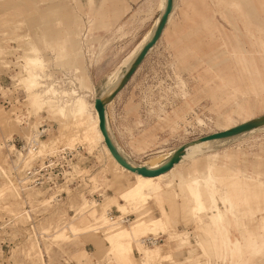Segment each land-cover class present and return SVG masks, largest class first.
<instances>
[{"label": "rangeland", "instance_id": "rangeland-1", "mask_svg": "<svg viewBox=\"0 0 264 264\" xmlns=\"http://www.w3.org/2000/svg\"><path fill=\"white\" fill-rule=\"evenodd\" d=\"M158 5L159 0H0V264H119L120 255L107 250L103 227L78 236L69 232L92 225L94 213L100 225L129 218L124 228L140 217L162 219L152 233L127 235L131 245L120 240L130 246V258L134 249L141 255L131 264H264V130L205 148L155 181L150 199L160 210L166 201L171 212L183 211L185 229L168 225L163 210L155 217L148 205L134 210L120 203L119 193L134 177L83 136L80 124H91L93 97L101 96L106 77L150 32ZM171 14L156 48L106 110L117 146L135 166L160 163L182 145L264 116V0H173ZM59 35L66 39L59 41ZM94 44L96 50L88 51ZM121 45L124 51L110 61L96 95L92 90L87 97L79 88L85 68L97 70L103 55L110 48L120 53ZM64 48L73 49V60L64 58ZM52 59L55 68L76 67L69 85L58 84L62 77L48 71ZM47 90H78L81 100L51 111L38 102ZM42 120L51 132L31 156L27 143ZM72 135L74 142H65ZM64 150L71 156L57 167L56 186L34 187L30 172L43 177V162ZM191 175L215 193L220 221H213L212 210L192 216L185 195L173 194L175 183ZM115 204L123 206L118 211ZM61 230L65 236L53 242ZM149 236L160 243L142 244ZM160 253L171 257L158 259Z\"/></svg>", "mask_w": 264, "mask_h": 264}, {"label": "bare ground", "instance_id": "bare-ground-1", "mask_svg": "<svg viewBox=\"0 0 264 264\" xmlns=\"http://www.w3.org/2000/svg\"><path fill=\"white\" fill-rule=\"evenodd\" d=\"M165 7H166V0H159L158 9H159V14H160V19H161L162 15L165 11ZM170 17H171V14L169 15L168 21L170 20ZM158 23L159 22L156 20L153 24L152 30L148 34H145L143 36L142 40L137 44V46L135 47L133 52L130 55H127L128 57H126L124 59V61L120 63L119 67H117L114 71L110 72L108 77H106L101 97H106L116 87H118L121 84L122 79H123L126 71L129 69L130 65L133 63V61L135 60L137 55L140 53L144 43L147 41V39L149 38L151 33L154 31L155 27L158 25ZM28 62H29V60H28ZM38 63H40V61ZM33 64L35 65V63H33ZM32 74L33 73L31 71L28 72V75L32 76ZM34 78H35V76H34ZM24 80H28V77ZM32 83H34V79L32 80V82L27 83V85L30 86V84H32ZM28 89H29V87H28ZM40 92H41V94L40 93L38 94V102H40V103L42 102L43 106H45L47 104L51 108V111H56V110L58 111V109H61V111H62L63 110L62 108L69 107L74 101L77 100V98H79V97L81 98V96H79V94H78V90L77 91L71 90L69 92H65V90H64L61 93L55 92L53 90L52 91L47 90L45 92L40 91ZM49 94H52L53 96L56 95L57 98L53 97L52 99H50V98L47 99L46 97H48ZM68 95H69V97H67ZM94 95H95V92H94ZM33 97L34 96L31 94L32 99H34ZM69 98H71V99H69ZM95 99H96V97L94 98V100ZM94 100L92 102L93 116H92L91 124H90V121H87L86 123L80 124L83 126L81 129L83 136L87 141H91V142L97 141L100 144L105 155L108 157V159L111 161V163L113 164V166L115 168H117L121 172H125V173L130 174L134 177V179H135L134 184L131 185L130 187H127L124 191L119 193L118 199L120 200V203L122 202L124 204H130L134 208V210H136L139 206H146L149 203V201L151 200L150 199V194H151L150 192L155 190V186H154L156 183L155 181L162 176L168 175L169 172L167 174L161 175V176L156 177V178H143L140 175L130 173V172L126 171L124 168H122L114 160V158L111 156L109 150L107 149L106 145L104 144V138H103V136L99 130L98 115L94 109ZM60 105H62V106H60ZM56 107L58 109H56ZM106 117H107V115H106ZM255 119H257V118H255ZM252 120H254V119H252ZM252 120H249V121H252ZM249 121H247V122H249ZM247 122H244V123H247ZM244 123H242V124H244ZM242 124H240V125H242ZM237 126H239V125H237ZM237 126H234V127H237ZM234 127H232V128H234ZM232 128H228V129L223 130L221 132L228 131ZM107 129H108L109 135L111 136V138H112L113 142L115 143L117 149L127 159V156H125L123 154V152L117 146V144H116V142L112 136L111 129L108 125V121H107ZM261 130H264V125L260 126L258 128L252 129L248 132L242 133L240 135L231 137V138L222 139V140H215V141H208V142L199 143V144L194 143L191 146H189V148L185 152V155L182 157L181 161L177 165H180V164L185 163V162H193L196 159V156L201 151H204L205 148L206 149L211 148V147L214 148L215 145L226 143V142L232 141V140L240 138V137L249 136V135H252L256 132H260ZM74 138H75V136L72 135V137H68L67 139H64V140H65V142H70V144H71L74 142V140H73ZM195 141H197V140H195ZM172 154H173V152H171V151L169 153H167L165 156H163L164 157L163 161L160 163H158L156 161H151V162L147 161L150 164L149 165L143 164V166L147 167L149 169H157L163 163H165ZM159 160H161V157ZM127 162H129L128 159H127ZM129 164L133 165L130 162H129ZM177 165H175V166H177ZM173 190H174L173 194L175 196L176 195L178 196V194L185 195L184 206H186L190 209V211L192 212V216H193V212L197 216H202V215L206 214L209 210H212L213 221L214 222L220 221L221 215H220V211L218 210L217 198L215 196V193L208 192L207 186L202 183L201 179L197 175H191L186 180L178 181L177 183H175V188H173ZM180 198H183V197H180ZM220 199H222V196H220ZM225 200L227 201V204L230 206V209L232 210L230 199L225 198ZM110 202H112V200ZM114 203H116L115 199H114ZM115 206H116L117 210L119 211L123 205L122 204H115ZM91 216L93 218L92 225H90V226L88 225V226L81 227V228H77L78 226L73 227V228H69L70 234L74 235V236H78L80 234L90 233L91 231H94L93 229L100 230L99 228L103 227V229H105L104 231H106V240L110 243V248H107V250L109 249L114 254L120 255L119 259H118L119 264H131L133 262V259L130 258L131 256H129V254H127V251H129V249H130L129 248L130 246L128 247V245H131L129 242L130 240L128 241L129 238L126 239L127 235L128 236H130V235L131 236H138L139 234L152 233V232L158 230L159 228H161L163 226L162 219L152 218V217H140L135 223L130 225L129 228L122 227L121 221L118 222V221H114V220H111V222L108 224L100 225L101 224V217L97 216L95 213L92 214ZM187 216H188V214H187ZM92 226H95L96 228H93ZM206 227L207 228H205L204 230L208 231L210 229V226H206ZM62 230H63V228H62ZM62 230L59 232L55 231L56 234L55 235L53 234L54 235L53 242L59 241L65 236L64 232ZM104 235H105V233H104ZM123 237H125V239L127 240L128 245L120 244L123 242V239H122ZM120 240H122V242H120ZM154 246H156V245H154ZM153 252H152V254H154ZM160 254H158V259H169L171 257L168 254H163V253H162L163 255L162 254L160 255ZM50 256H51V254H49V253L46 254L47 258H49ZM150 257H152V256H150ZM153 257H154V255H153Z\"/></svg>", "mask_w": 264, "mask_h": 264}, {"label": "water", "instance_id": "water-1", "mask_svg": "<svg viewBox=\"0 0 264 264\" xmlns=\"http://www.w3.org/2000/svg\"><path fill=\"white\" fill-rule=\"evenodd\" d=\"M172 10H173V0H166L165 11L156 29L154 30L151 39L144 45L140 53L137 55L133 63L130 65L129 69L126 71L122 79L121 84L118 87H116L106 97H98L94 100V109L97 112L99 119V130L104 138V144L109 150L111 156L126 171L140 175L143 178H156L170 172L175 165L179 164V162L181 161L182 157L185 155V152L189 148V146H191L194 143L199 144L208 141L231 138L264 125V116H262L247 123H244L242 125H239L237 127H234L228 131L214 133L208 136L201 137L197 139V141H192L188 144L180 146L178 149H176L173 152V154L169 157V159L157 169H149L144 166H135L127 162V159L119 152L111 136L109 135L107 129L106 106L109 103H111L114 100V98L125 88L128 82L137 72L140 65L143 63L145 57L160 40Z\"/></svg>", "mask_w": 264, "mask_h": 264}, {"label": "crops", "instance_id": "crops-1", "mask_svg": "<svg viewBox=\"0 0 264 264\" xmlns=\"http://www.w3.org/2000/svg\"><path fill=\"white\" fill-rule=\"evenodd\" d=\"M172 15V14H171ZM158 21L159 22V20H160V14L158 15V17L154 20V22L155 21ZM154 22H153V24H154ZM153 27V26H152ZM157 27V26H156ZM156 27H155V29H156ZM154 29V30H155ZM151 30H152V28H151ZM150 30V31H151ZM165 30V29H164ZM154 32V31H153ZM153 32L151 33V35L149 36V38L147 39V41L149 40V39H151V37H152V35H153ZM164 32V31H163ZM147 34V33H146ZM73 35H74V37H75V33H73ZM162 36H163V34H162ZM95 36H94V34H93V39H95L94 38ZM108 37V36H107ZM106 36L103 38V39H106L107 38ZM66 39V37L64 36V38H62V36L61 35H59L58 36V40L59 41H64ZM91 40L92 39H89V42H91ZM142 40V39H141ZM140 40V41H141ZM160 40H161V38H160ZM159 40V41H160ZM105 41V40H104ZM139 41V42H140ZM147 41L144 43V45L147 43ZM159 41L157 42V44L159 43ZM138 42V43H139ZM61 43V42H60ZM137 43V44H138ZM76 44V43H75ZM137 44H136V46H137ZM157 44L155 45V47L148 53V55L145 57V59H144V61H143V63L145 62V60L147 59V57L151 54V52H153V50L156 48V46H157ZM144 45H143V47H144ZM122 46V48H123V50L120 52V53H117L116 55H113V54H111L112 52H111V48L107 51V53L106 54H104L103 55V57H102V59L100 60V62H101V65H99V67H97L98 69L97 70H92L91 69V66H87L86 68H85V75H86V79H85V81H84V83L82 84H80V86H79V88H81L84 92H85V94H86V96L88 97L90 94H91V92H92V90H93V92H95V87L98 85V81L101 79V78H103L107 73H108V71H109V63H110V61L111 60H114L117 56H119L123 51H124V46L123 45H121ZM136 46H134V48H133V50L135 49V47ZM90 48H88V51H92V49L93 50H96V48H95V44L94 45H90L89 46ZM142 47V48H143ZM59 48H61V47H59ZM71 49V51H67V50H65V48H64V50H63V54H64V58H69L70 60H73V58L75 57V55L73 54V49L72 48H70ZM133 50H132V52H133ZM60 51H62L61 49H60ZM94 52V51H93ZM48 56H49V59H51V58H53V56H51L49 53H48ZM122 60H124V58L122 59ZM122 60H120L119 61V65H120V63L122 62ZM90 61H88V63H89ZM50 63H52L50 66H49V72L50 71H53V73H55V75L57 76L58 74H63V73H69V71L71 70L72 71V73H74V72H76L77 70H76V67L75 66H72L71 67V69L70 70H65V69H62V68H55L54 67V65H53V59L52 60H50ZM143 63L140 65V67L138 68V70H137V72L139 71V69L141 68V66H143ZM119 65H118V67H119ZM54 67V68H53ZM71 71H70V73H71ZM48 72V73H49ZM137 72L135 73V75L131 78V80L128 82V84L125 86V88L114 98V100L111 102V103H109L107 106H106V110H107V108L111 105V104H114L118 99H119V97L125 92V90H127V88H128V86L131 84V82L133 81V78L136 76V74H137ZM55 76V77H56ZM108 77V76H107ZM106 80V79H105ZM95 95H96V92H95ZM96 98H98V97H101V96H95ZM95 97H93V100H94V98ZM78 100H81V99H78ZM78 100H76V101H74L73 102V104L75 103V102H77ZM72 104V105H73ZM70 107V106H69ZM116 141V140H115ZM178 149V148H177ZM176 150V149H175ZM174 150V151H175ZM173 151V152H174ZM137 166H143V165H137ZM163 178H165V177H163ZM150 208H151V211L153 212V214L155 215V217H161L162 216V214H163V212H164V214H166L167 216H168V225L169 224H172V225H174V224H177V226H178V228H180V229H185V223L183 222V212H181V211H179V212H177V213H173V212H171L170 211V206L166 203V201H164V203L162 204L163 205V212H162V210H160V209H158V207H157V205L155 204V202L151 199V201H149V203L147 204ZM177 205H179V203L177 204ZM115 212L116 213H118L119 214V212L117 211V210H115ZM209 212V211H208ZM221 215V214H220ZM130 217V216H129ZM169 221H171V223L169 222ZM175 222V223H174ZM167 225V226H168ZM135 245H133V247H134ZM169 255V254H168ZM140 254H139V252L136 250V249H134V251L132 252V257H134L133 258V260L134 261H137L138 262V260H139V258H140ZM170 256V255H169ZM169 263V262H168ZM139 264V263H138Z\"/></svg>", "mask_w": 264, "mask_h": 264}, {"label": "built area", "instance_id": "built-area-1", "mask_svg": "<svg viewBox=\"0 0 264 264\" xmlns=\"http://www.w3.org/2000/svg\"><path fill=\"white\" fill-rule=\"evenodd\" d=\"M72 74V75H71ZM62 77V81L58 82V84H61L62 86L64 85H69V79L73 77V73H61L59 74ZM46 82H48L46 80ZM57 83V82H56ZM51 128L48 126L47 121L42 120L41 123L39 124L36 133H34L33 138L31 140L28 141L27 145H28V150L29 153L31 154V156L33 155H37L39 152V147H40V141L45 140L46 137L49 135V133ZM78 148H76V150L71 151V153L76 154L78 153ZM64 151H59L58 153H56L54 155L53 158L48 157V159H46L42 164V174L43 177L41 176H36L38 173L37 172H30L29 175L32 176V185L34 187H42V186H47V187H55L57 184V177L59 176L58 174V170L57 167L59 166V164H61L62 162H66L65 159L69 156H71V154H63ZM98 198H100V195H97ZM123 224H127L129 223V218L127 219H122ZM161 241L160 237H153V236H149L147 238H143L142 239V244L151 247L154 245H158Z\"/></svg>", "mask_w": 264, "mask_h": 264}]
</instances>
